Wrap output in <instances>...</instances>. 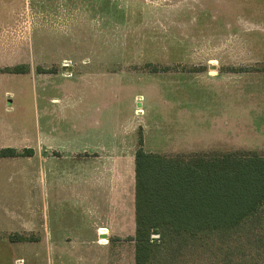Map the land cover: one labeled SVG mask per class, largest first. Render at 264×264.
I'll use <instances>...</instances> for the list:
<instances>
[{"label": "rangeland", "instance_id": "1", "mask_svg": "<svg viewBox=\"0 0 264 264\" xmlns=\"http://www.w3.org/2000/svg\"><path fill=\"white\" fill-rule=\"evenodd\" d=\"M262 8L264 0H0V65H24L26 77L61 73L43 75L37 90L16 98L28 122L37 117V98L40 106L53 107L43 122L59 131L77 130L81 111L88 132H118L121 144L137 148L142 132L133 107L146 92V151L182 150L178 131L194 145L190 149L264 156V71L256 70L264 66V25L238 20L261 18ZM146 63L169 70L150 72ZM51 97L61 102L50 103ZM122 156L130 163V154ZM55 199L49 197V224L58 235L57 226L78 223L79 213L65 197ZM121 213L125 217L96 239L87 231L86 250L23 249L14 256L26 264H134L130 211ZM258 233L264 234V218ZM5 243L0 236V264L11 252ZM222 247L192 245L170 258H163L164 250L152 264H223Z\"/></svg>", "mask_w": 264, "mask_h": 264}, {"label": "crops", "instance_id": "2", "mask_svg": "<svg viewBox=\"0 0 264 264\" xmlns=\"http://www.w3.org/2000/svg\"><path fill=\"white\" fill-rule=\"evenodd\" d=\"M238 20L239 25L244 21L246 24L264 25V16H244ZM12 66L0 65V148H13L18 152L30 149L32 152L30 155L0 158V236L6 239L5 248L11 251L6 261L1 262L26 264L22 256H14L13 253L23 249L86 250L87 231L95 234L96 239V236L111 228V223L125 217L121 213L125 209L130 211L132 227L135 230L134 142L130 145L121 144L118 132L115 136H104L102 130L98 129L88 132L86 114L84 112L83 123L81 111L77 130L73 125L67 132L59 131L54 124L43 122L45 117L48 120L54 109L45 103L40 106L37 98L34 100L37 117L35 116L34 122H28L22 104L15 103L16 98L24 96L29 89L37 90L43 75L60 72H39L37 77H26L28 71L10 73L3 70ZM205 76L218 78L219 73H206ZM7 79L15 83L14 86L5 84ZM226 81H230V78L226 77ZM144 85L146 86V77ZM35 96L37 97V93ZM49 102L61 101L57 97H51ZM137 104L139 106L133 107L137 115L133 114L132 119L139 122L143 149L146 151V92L142 94L141 103ZM72 110L74 109L70 110V107L61 108L64 113ZM178 123L180 121L177 125ZM176 134L177 144L184 147L176 153L214 151L190 149L188 147L194 145L188 143L189 138L184 140L183 132L177 131ZM125 153L131 155L130 163L124 164L123 156L119 157ZM49 197L53 200H56L55 197H65L66 203L75 212L78 211L79 222L66 228L58 225V235H54L49 224ZM126 201L129 206H125ZM57 214L62 216L65 213ZM11 235L30 237V240H11ZM78 264H81L80 261Z\"/></svg>", "mask_w": 264, "mask_h": 264}, {"label": "trees", "instance_id": "3", "mask_svg": "<svg viewBox=\"0 0 264 264\" xmlns=\"http://www.w3.org/2000/svg\"><path fill=\"white\" fill-rule=\"evenodd\" d=\"M150 72L169 70L151 63ZM25 73L28 67L3 69ZM264 71V66L256 68ZM41 72H54L43 70ZM134 154V264L174 257L182 248L217 243L223 264H264V156L249 150ZM0 148L1 157L30 155ZM156 235V236H155ZM11 240L30 237L11 235ZM249 247L248 252L246 248ZM165 250V253L163 251Z\"/></svg>", "mask_w": 264, "mask_h": 264}, {"label": "water", "instance_id": "4", "mask_svg": "<svg viewBox=\"0 0 264 264\" xmlns=\"http://www.w3.org/2000/svg\"><path fill=\"white\" fill-rule=\"evenodd\" d=\"M156 236V235H155Z\"/></svg>", "mask_w": 264, "mask_h": 264}]
</instances>
